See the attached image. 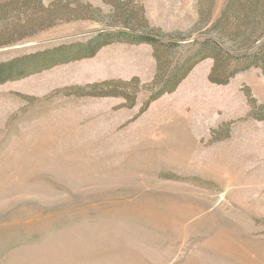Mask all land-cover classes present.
I'll use <instances>...</instances> for the list:
<instances>
[{"label": "rangeland", "instance_id": "374dc122", "mask_svg": "<svg viewBox=\"0 0 264 264\" xmlns=\"http://www.w3.org/2000/svg\"><path fill=\"white\" fill-rule=\"evenodd\" d=\"M229 1L0 0V264H264V39Z\"/></svg>", "mask_w": 264, "mask_h": 264}, {"label": "trees", "instance_id": "16d2710c", "mask_svg": "<svg viewBox=\"0 0 264 264\" xmlns=\"http://www.w3.org/2000/svg\"><path fill=\"white\" fill-rule=\"evenodd\" d=\"M229 8L232 9L233 7H236V13L234 16V21L238 24H244L239 25L240 28H243L245 26H249L250 23H252L254 29L251 31V36L247 39H241L240 36H237V38L240 40L236 45H238L237 48L239 50L247 49L248 47L260 42L262 39H264V29L262 31L258 32L259 26H264V0H230L229 1ZM225 16V14H224ZM218 25V26H217ZM216 25V29H219L220 22ZM218 27V28H217ZM248 28V27H247ZM250 29V28H249ZM219 34V33H218ZM224 34H219V39L224 40ZM145 40V39H144ZM143 39H140L138 42H142ZM146 42V40H145ZM217 50L223 52L225 51V48L222 47L220 43H214ZM103 44L99 42V40L94 41L91 43L89 48H86L88 50H91V52H94L101 48ZM260 53H264V41L262 42V45L259 48ZM52 55V54H51ZM258 54L257 56H259ZM29 63L30 65H33L36 63V57L32 56L29 57ZM216 60V58H214ZM23 60V59H22ZM51 59L50 61H52ZM24 62L21 60H16L11 63H3L0 64V84H4L8 81H13L20 79L24 77V74L22 71L23 69L28 70L27 66H23ZM53 64V63H52ZM51 64V66H52ZM256 63H254L251 67H254Z\"/></svg>", "mask_w": 264, "mask_h": 264}]
</instances>
